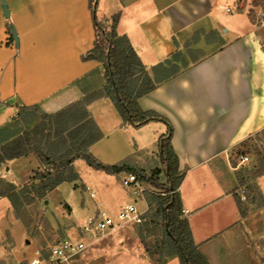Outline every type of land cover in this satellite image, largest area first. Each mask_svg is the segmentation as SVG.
I'll return each instance as SVG.
<instances>
[{
  "label": "crops",
  "instance_id": "0c3cea01",
  "mask_svg": "<svg viewBox=\"0 0 264 264\" xmlns=\"http://www.w3.org/2000/svg\"><path fill=\"white\" fill-rule=\"evenodd\" d=\"M231 4L232 0H99V17L119 13L117 33L127 36L156 83L138 102L173 125L172 146L179 169L185 171L178 191L198 249L210 264H264V207L242 214L237 167L231 161L238 144L264 129V23L257 25L245 11L233 12ZM198 30L218 32L209 40L201 35L194 49L206 54L187 67L172 60L180 66L179 73L157 82L166 73L159 64L177 51L183 53L184 43ZM95 39L89 0H0V125L22 106L38 105L55 114L81 101L84 95L76 80L94 70L97 74L89 80L105 73L101 61L82 58ZM87 110L102 133L88 148L102 162L142 168L150 150L159 159L155 144L166 132V123L124 125L107 96L88 103ZM43 165L34 152L6 160L0 165V181L24 185ZM73 165L80 179L62 182L49 194L67 203L80 230L98 204L117 213L131 201L121 183L126 171L110 174L82 158ZM79 190L94 202L84 206ZM1 201L5 208L10 206L6 196H0ZM1 214L2 209L0 228L5 225ZM8 227L16 238L22 235L19 220ZM133 257L137 264H146V256Z\"/></svg>",
  "mask_w": 264,
  "mask_h": 264
},
{
  "label": "trees",
  "instance_id": "16d2710c",
  "mask_svg": "<svg viewBox=\"0 0 264 264\" xmlns=\"http://www.w3.org/2000/svg\"><path fill=\"white\" fill-rule=\"evenodd\" d=\"M98 3L99 0H89L96 39L93 48L82 58L101 61L105 68L104 76L89 80V77L97 74L94 70L77 79L76 83L84 95L83 99L55 114L42 111L38 105L22 106L24 109L40 110L44 117L49 119L50 129H53L54 125L61 126L58 127L52 139L49 137L50 134H46L45 138L38 142L28 132L14 129L10 124L0 126V165L6 160L34 152L44 164L51 166L46 171H36L30 183L23 185L20 189L15 184L9 183L10 188L0 192V196H6L16 212L19 205L44 199L60 183L80 179L73 165L76 158H82L89 166L102 169L110 174L133 171L157 188L164 189L165 194L153 193L149 201L156 205V210L161 215L165 244L168 246L171 242L173 245L174 252L171 253V258L179 256L182 264H210L207 256L195 244L188 219L184 216L178 188L185 171L179 169V158L172 146L173 125L166 116L155 110H144L138 102V98L155 88L156 83L150 77L127 36H120L117 33L119 13L112 18H100L97 15ZM252 3L255 7L262 6L264 12V0H253ZM249 14L253 15V9ZM10 33V37L13 38L14 33L11 30ZM211 33L218 34V32ZM202 34H205L204 30L196 31L194 41H199ZM209 35L210 33L205 34L206 40H209ZM16 41L18 43V39ZM172 60H181L184 67L188 66V62L182 57V52H175L172 59H166L159 64L166 73L157 82L179 73L180 66L173 64ZM133 80H137L136 83L140 81L134 90L130 88ZM103 96L110 97L114 102L123 118L124 125L140 127L150 121L166 123V132L159 136L158 154L167 179L166 184L149 176L142 168L127 162L104 163L89 150V145L101 138L102 133L90 117L87 104ZM158 172L155 171L154 174L158 175ZM20 191L28 193L25 195V200H22L23 196ZM239 203L242 214H246L240 198ZM261 206L264 204L262 203Z\"/></svg>",
  "mask_w": 264,
  "mask_h": 264
},
{
  "label": "rangeland",
  "instance_id": "374dc122",
  "mask_svg": "<svg viewBox=\"0 0 264 264\" xmlns=\"http://www.w3.org/2000/svg\"><path fill=\"white\" fill-rule=\"evenodd\" d=\"M252 2L253 0H232L230 7H232L233 12L245 11L249 16L250 10L253 9V15L251 14L250 16L251 20L257 25H262L264 23L262 6L255 7ZM100 12L98 3V16H100ZM229 15L228 18L233 17V15ZM202 37H200V40ZM210 37H215V34L209 35ZM199 41L196 42L192 38L184 43L182 57L188 64L190 61L196 60L200 55L206 54V52L194 49ZM218 46L211 50L216 49ZM95 79L97 78L94 77L92 80ZM136 81L133 80L130 83L132 90L140 82L136 83ZM5 124H10L12 128L19 129L22 132H28L38 142L45 138L46 134H50L49 137L52 139L58 127H61L60 125H54L53 129H50L49 119L44 117L40 110H26L24 108H20L18 112L12 114L0 126ZM115 136L116 134L111 135L109 140ZM129 139L132 141V136L129 135ZM158 144H155V146L159 151ZM135 151L136 149L134 148ZM151 151H149V159L142 169L149 176L166 184L167 179L160 160L151 156ZM241 155H247L249 160L241 162ZM231 161L232 165L237 167L238 190L240 191L242 186H246L247 189V200L244 201L240 198L242 208L247 212L257 207H264L261 206L262 203L264 204V129L253 133L238 144L231 153ZM50 167V165L45 164L40 171H46ZM155 171H159L158 175L154 174ZM30 181L27 183H30ZM16 187L20 189L23 185H16ZM9 188L8 182L0 181V192ZM157 189L164 191V189ZM20 192L21 196H23L22 200H25V195L28 193ZM155 192H147L146 194L148 209L143 216L142 222L128 224L119 231L96 240L91 238L89 247L73 259V264H137L133 255L138 257L140 254L144 255V257L146 256V264H164L166 260L169 261V264H182L179 256L171 258V253L174 252L171 242L168 246L164 242L161 215L157 212L156 205L151 204L149 201V197L153 193H159L158 191ZM49 193L44 199H37L30 204L19 205L17 212L11 202L8 208H5L4 202H0L1 217L5 224L1 225L0 228V264H30L29 262L35 256L36 250H40L46 260L42 264H50L47 262L50 246L58 243L62 238L71 235L73 232L76 233V230L80 231L79 226L72 217V209L65 201L55 199ZM77 194L79 201L84 206L90 205L95 200L86 191L82 192L79 190ZM138 205L141 209L145 208L144 202H139ZM14 219L19 220L24 226L22 235L19 238H16L10 231V227H8V224H12ZM125 254L127 255L126 257ZM114 257L117 258L116 262L113 261Z\"/></svg>",
  "mask_w": 264,
  "mask_h": 264
},
{
  "label": "built area",
  "instance_id": "2783aa9c",
  "mask_svg": "<svg viewBox=\"0 0 264 264\" xmlns=\"http://www.w3.org/2000/svg\"><path fill=\"white\" fill-rule=\"evenodd\" d=\"M226 9L229 11L230 7ZM247 160H249L247 155H241V162ZM121 183L129 194L131 201L125 203L117 213H113L98 204L94 215L89 218L86 224L81 226L80 231L62 238L58 243L50 246L47 262L50 264H73V259L89 247L91 238L96 240L127 224L142 222L148 209L147 192L158 191L159 194H165L164 191H159L150 181L140 178L133 171L124 172L121 176ZM238 193L242 200H247L246 186L240 187ZM91 195L95 196V193L91 191ZM139 202H144L145 208L141 209L138 205ZM44 262L46 260L41 251L36 250L35 256L29 263L42 264Z\"/></svg>",
  "mask_w": 264,
  "mask_h": 264
}]
</instances>
